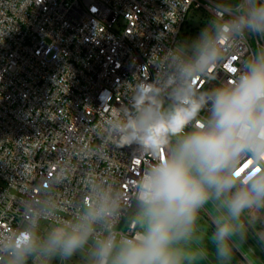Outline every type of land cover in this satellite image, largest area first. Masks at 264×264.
<instances>
[{
  "label": "clouds",
  "instance_id": "clouds-1",
  "mask_svg": "<svg viewBox=\"0 0 264 264\" xmlns=\"http://www.w3.org/2000/svg\"><path fill=\"white\" fill-rule=\"evenodd\" d=\"M209 11L211 22L194 39L162 48L152 64L156 78L137 81L107 121L117 148L136 145L137 160L149 153L155 160L133 184L135 234L116 231L123 194L89 180L69 219L47 195L27 206L20 228L0 233V264L78 256L81 264H209L197 223L209 205L215 264H233L250 229L264 247V46L239 67L228 47L249 35L264 39V0H209ZM224 63L234 78L200 90L198 81L215 79L213 69ZM43 220L53 226L41 233Z\"/></svg>",
  "mask_w": 264,
  "mask_h": 264
},
{
  "label": "built area",
  "instance_id": "built-area-1",
  "mask_svg": "<svg viewBox=\"0 0 264 264\" xmlns=\"http://www.w3.org/2000/svg\"><path fill=\"white\" fill-rule=\"evenodd\" d=\"M195 13L212 20L209 0H0V233L19 229L26 207L45 195L71 218L94 180L123 194L116 229L135 234L136 221L125 224L133 184L155 160L150 153L137 160L136 145L117 148L107 121L137 81L156 78L162 48L188 39L184 27ZM259 46L264 39L251 35L232 41L231 65ZM213 72L200 90L234 78L228 63Z\"/></svg>",
  "mask_w": 264,
  "mask_h": 264
},
{
  "label": "rangeland",
  "instance_id": "rangeland-1",
  "mask_svg": "<svg viewBox=\"0 0 264 264\" xmlns=\"http://www.w3.org/2000/svg\"><path fill=\"white\" fill-rule=\"evenodd\" d=\"M210 22H211V19L204 20L203 15H201L199 13H195L192 15L190 14L188 16V21L186 23V26L184 27V32L188 34V39H185L184 41L194 39L199 34L201 29L204 26H206L207 24H209ZM134 212H135V207L133 209V214L130 216V218L128 220V222H130V223L132 221H135V219L133 218ZM214 215H215V210L212 208L211 205L207 206L206 209L201 212L200 219L197 222L198 227L200 229L199 233H202L205 235L211 234V232L213 230V223L212 222H213ZM126 225H127V223H126ZM40 230H41V233L46 232L48 230L47 224H44V223L41 224ZM118 230L125 231V226L123 225L119 229H116V231H118ZM234 259H236V258L234 257ZM52 264H61V262L59 260H55L52 262ZM65 264H81L80 257L79 256L74 257L73 260L65 262ZM212 264H215L214 259H212Z\"/></svg>",
  "mask_w": 264,
  "mask_h": 264
},
{
  "label": "crops",
  "instance_id": "crops-1",
  "mask_svg": "<svg viewBox=\"0 0 264 264\" xmlns=\"http://www.w3.org/2000/svg\"><path fill=\"white\" fill-rule=\"evenodd\" d=\"M199 235L204 237V243L209 248V264H212V249L211 245L208 244V237L210 234L205 235L199 233ZM260 239H264V233L260 236ZM234 257L236 259H234L233 264H264V247L257 243V239L251 229L249 230V238L247 239V242L240 247L239 251L235 252Z\"/></svg>",
  "mask_w": 264,
  "mask_h": 264
},
{
  "label": "trees",
  "instance_id": "trees-1",
  "mask_svg": "<svg viewBox=\"0 0 264 264\" xmlns=\"http://www.w3.org/2000/svg\"><path fill=\"white\" fill-rule=\"evenodd\" d=\"M132 214H133V211H132V212L129 214V216H128V219H127V221H126V223H127V226H128V225H129V223H130V222H128V220H129V218H130V216H131ZM126 223H125V224H126Z\"/></svg>",
  "mask_w": 264,
  "mask_h": 264
}]
</instances>
